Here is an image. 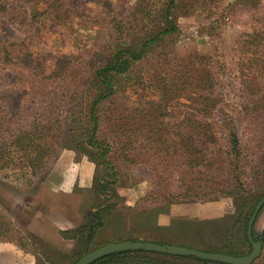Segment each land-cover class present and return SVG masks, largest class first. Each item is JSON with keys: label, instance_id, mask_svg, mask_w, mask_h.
Here are the masks:
<instances>
[{"label": "rangeland", "instance_id": "rangeland-1", "mask_svg": "<svg viewBox=\"0 0 264 264\" xmlns=\"http://www.w3.org/2000/svg\"><path fill=\"white\" fill-rule=\"evenodd\" d=\"M168 2L43 0L39 11L48 13L34 28L19 18L17 3L12 11L0 12V143L6 131L31 122L40 108L58 111L62 122L58 153L45 167L32 171L27 164H0V211L7 220L0 236V264H75L97 249L122 242L222 254L232 246L251 253L252 248L239 246L235 224L242 206L251 203L248 191L254 189L251 168L260 136L251 125L245 81L250 82L249 35L260 32L264 43V0H175L172 19L178 31L153 45L130 73L115 78L117 94L101 107L99 142L112 147L107 157L111 166L99 160L97 151L81 147L87 139L82 127L97 93L91 88L95 71L119 47H129L124 31L133 40L141 27L147 38L153 28L164 27ZM117 29L121 32L115 33ZM22 43L26 48H7ZM132 43L136 45L130 47H138L139 42ZM3 47L7 55H2ZM8 54L13 57L4 63ZM24 54L31 64L17 58ZM203 58L213 61L217 79L212 119L224 132L234 128L242 142V181L248 191L241 197L175 199L183 193L179 169L168 165L166 153L140 134L129 140L127 121L120 116L128 111L137 118L140 101H158L161 89L155 87L166 80L169 67ZM254 83L255 91L264 89L263 79ZM172 107L166 119L170 126L195 116L189 107ZM99 185L107 187L104 194ZM106 206L96 246L84 255L82 240H67L63 233L87 224L92 212ZM263 219L264 210L258 239L264 237ZM262 243L263 254L254 264H264V239Z\"/></svg>", "mask_w": 264, "mask_h": 264}, {"label": "trees", "instance_id": "trees-1", "mask_svg": "<svg viewBox=\"0 0 264 264\" xmlns=\"http://www.w3.org/2000/svg\"><path fill=\"white\" fill-rule=\"evenodd\" d=\"M42 1L0 0V12L12 11L13 4L17 3L19 18H22L23 22L28 19V25L34 28L43 23L41 17L48 13L39 11ZM55 5L53 4V6ZM174 7L175 0H169L164 15V27L153 28L155 31L149 38L146 37L147 33L143 31L142 27V31H138L133 40L131 33H127V30L124 31L126 37H130L127 41L129 47H119L109 63L98 68L94 73L91 88L97 90V93L89 105L87 125L82 127L87 139L81 147L97 151L99 160L105 165L111 166L107 157L112 147L99 142L102 121L101 107L104 102L112 100L117 94L118 87L115 78L130 73L136 64L146 59L153 45L162 38L178 31V27L172 19ZM138 23L141 24V19L138 20ZM118 32L121 30L117 29L115 33ZM137 38L140 41H137ZM135 41L139 42L138 47H130L131 44L136 45L132 43ZM12 47L21 49L26 48V45L24 43L12 44L7 48ZM248 47L249 58H247V63H249L250 82H245L248 84L246 89L250 91L249 116L252 127L260 136L259 144L256 147V164L251 168L253 179L250 186L254 189L249 191L244 189L245 183L242 181L244 172L241 166L243 150L240 136L234 128H228V131L224 132L212 119L211 96L217 79L213 73L214 63L210 58H206L207 60L203 58L199 63L193 61L185 66H179L178 69L174 67L171 70L169 67L166 71V80L155 87L158 90L161 89L162 95L158 101H149L146 104H142L140 101L138 109L142 110L135 109L137 110L135 114L139 115L137 118H134L133 114L128 113V111H123L120 114L123 120L127 121L125 130L129 135V140L140 134L148 142L157 144L160 147V152L166 153L165 158L168 165L172 164V167L179 169V182L183 193L179 197H174L175 199L181 197L212 199L219 195L241 197L246 195L247 191L249 192L251 203L242 206L235 224L239 246L244 248H252L247 234L248 225L256 206L264 198V89L261 88L258 91L253 89L256 78L264 80L263 34L254 31L251 36L249 35ZM2 50H4L2 55L6 54V48L3 47ZM9 55L5 57L4 63L8 62L10 56L13 57ZM17 58L24 59L26 54ZM24 61L23 64L32 63V61L25 59ZM152 85L153 80H151ZM54 101L57 102L56 99ZM173 105L194 109L195 116H189L181 124L170 126L166 119L174 110ZM37 111L36 115L31 117V122L5 132L4 140L2 139L0 143V164L3 168L27 164L32 171H36L49 164L57 155L62 136V122L59 120L58 111H53L51 107L46 110L40 108ZM139 118L140 121H138ZM202 118H206V120ZM136 121L137 123H133ZM99 186L100 194H104L107 187L105 185ZM252 190L255 191V194ZM109 206L92 212L87 224L63 233L67 240L76 243L82 240L84 255L90 251L91 247L96 246L95 238L104 224V212L106 209L108 210ZM6 222L7 220L0 211V236L7 227ZM254 239L255 241H262L264 237L259 239L254 237ZM83 254L82 256H84ZM223 254L232 257H244L250 253L236 251L231 246ZM191 261L197 264H219L194 257H173L143 251L114 254L93 264H180Z\"/></svg>", "mask_w": 264, "mask_h": 264}, {"label": "water", "instance_id": "water-1", "mask_svg": "<svg viewBox=\"0 0 264 264\" xmlns=\"http://www.w3.org/2000/svg\"><path fill=\"white\" fill-rule=\"evenodd\" d=\"M264 210V198L258 203L255 211L249 221L248 225V239L252 245V251L250 254L244 257H232L220 253H205L194 249H189L185 247L172 246V245H160L149 242H122L116 244H110L103 248L97 249L84 257H82L75 264H93L100 259L105 257L125 253L130 251H143L147 253H156L169 255L173 257H194L200 260L210 261L219 264H253L257 261L263 253V243L262 241L256 242L257 235H253L254 226L256 222L261 217ZM254 236V237H253Z\"/></svg>", "mask_w": 264, "mask_h": 264}, {"label": "crops", "instance_id": "crops-1", "mask_svg": "<svg viewBox=\"0 0 264 264\" xmlns=\"http://www.w3.org/2000/svg\"><path fill=\"white\" fill-rule=\"evenodd\" d=\"M262 224L264 225V219H263V221H262ZM257 226H258V221L256 222V224H255V227H254V235H256V228H257ZM263 254V253H262ZM256 262V261H255ZM254 264V263H253Z\"/></svg>", "mask_w": 264, "mask_h": 264}, {"label": "flooded vegetation", "instance_id": "flooded-vegetation-1", "mask_svg": "<svg viewBox=\"0 0 264 264\" xmlns=\"http://www.w3.org/2000/svg\"><path fill=\"white\" fill-rule=\"evenodd\" d=\"M255 227V226H254ZM253 235H254V233H253ZM256 242H258V241H256Z\"/></svg>", "mask_w": 264, "mask_h": 264}]
</instances>
